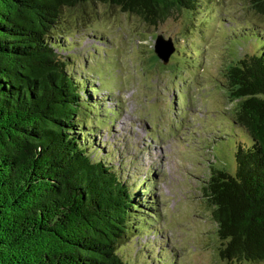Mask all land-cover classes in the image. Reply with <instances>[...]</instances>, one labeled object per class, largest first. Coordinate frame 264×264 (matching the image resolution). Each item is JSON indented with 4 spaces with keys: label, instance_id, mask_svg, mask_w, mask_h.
<instances>
[{
    "label": "trees",
    "instance_id": "1",
    "mask_svg": "<svg viewBox=\"0 0 264 264\" xmlns=\"http://www.w3.org/2000/svg\"><path fill=\"white\" fill-rule=\"evenodd\" d=\"M202 1L0 0V264H137L121 248L134 229L141 231L144 217L138 211L144 206L135 180L97 156L93 136L101 123L94 127L90 120L106 118L102 100L93 95L101 89L88 87L86 77L74 72V54L65 51L75 46L73 31L97 3L157 26L175 10L197 12ZM245 1L264 20V0ZM242 21L252 52L231 59L223 69V87L236 102L233 122L253 142L237 146L234 169L211 167L200 192L216 224L220 257L259 263L264 261V26ZM174 45L175 52L184 51ZM150 61L158 64L157 56Z\"/></svg>",
    "mask_w": 264,
    "mask_h": 264
},
{
    "label": "rangeland",
    "instance_id": "2",
    "mask_svg": "<svg viewBox=\"0 0 264 264\" xmlns=\"http://www.w3.org/2000/svg\"><path fill=\"white\" fill-rule=\"evenodd\" d=\"M87 11L65 52L74 54V72L88 87L101 89L93 95L106 118L90 120L101 123L93 136L97 156L135 180L144 206L141 231L134 229L121 253L137 264H264L220 257L200 192L211 167L234 169L237 146L253 142L233 122L236 102L226 97L223 69L252 52L242 19L264 20L245 0H203L197 12L175 10L157 26L102 3ZM159 34L184 50L166 64L154 51Z\"/></svg>",
    "mask_w": 264,
    "mask_h": 264
},
{
    "label": "water",
    "instance_id": "3",
    "mask_svg": "<svg viewBox=\"0 0 264 264\" xmlns=\"http://www.w3.org/2000/svg\"><path fill=\"white\" fill-rule=\"evenodd\" d=\"M154 51L164 64L168 63L171 55L175 51V45L172 38H164L159 34L156 38Z\"/></svg>",
    "mask_w": 264,
    "mask_h": 264
}]
</instances>
